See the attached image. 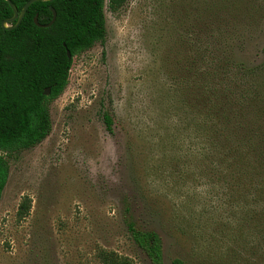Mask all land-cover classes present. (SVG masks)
Here are the masks:
<instances>
[{
    "label": "rangeland",
    "instance_id": "374dc122",
    "mask_svg": "<svg viewBox=\"0 0 264 264\" xmlns=\"http://www.w3.org/2000/svg\"><path fill=\"white\" fill-rule=\"evenodd\" d=\"M103 17V40L71 58L47 104L46 137L3 155L0 264H99V248L149 264L130 224L159 236L163 264H264L258 209L242 207L221 153L192 145L264 134V82L226 87L211 56L264 63V0H127L115 12L105 0Z\"/></svg>",
    "mask_w": 264,
    "mask_h": 264
},
{
    "label": "trees",
    "instance_id": "16d2710c",
    "mask_svg": "<svg viewBox=\"0 0 264 264\" xmlns=\"http://www.w3.org/2000/svg\"><path fill=\"white\" fill-rule=\"evenodd\" d=\"M26 1L9 0L17 11ZM104 1H36L28 6L15 28L3 30L0 27V195L7 177V164L3 155L29 149L46 137L50 129L47 104L64 89L71 58L103 40ZM126 1L106 0V7L110 12H115ZM48 6L54 10V21L46 28L36 27L32 22L34 16L38 24H46L50 20ZM11 14L6 1L0 0V23L10 18ZM65 51H68L70 58L66 57ZM211 56L222 64L219 68L220 82L226 87L229 82L236 83L235 79L239 76L251 81L249 86L253 92L259 87L260 80L264 82V63L257 67L242 68L236 64L230 66L228 58L224 56ZM232 67L233 72L230 70ZM45 88L49 89L47 96L43 95ZM241 98L246 99L247 95ZM226 106L222 104L220 107L222 115H225ZM210 108H214V105ZM102 122L105 129L110 131L111 118L107 114L102 115ZM213 128L211 126V132ZM189 135L193 138L197 136ZM236 135L238 137L235 138L233 134H219V139L214 140L208 134L201 145H192L199 153H221L220 161L231 167L227 169L237 185V193L242 199H249V204L242 203V207L258 209L256 219H251L252 210L249 218L263 223L264 148L259 147L264 146V134H259L257 138H254V134ZM256 146L258 151L255 150ZM246 185L251 188L247 189ZM232 194L235 195V192ZM28 207L29 200L21 198L15 218L23 219ZM127 230L130 240L145 255L149 264H163L161 242L155 232L138 230L131 224L127 225ZM257 234V243H264V231ZM95 258L99 264H132L129 258L101 248L96 250ZM169 264L184 263L173 259Z\"/></svg>",
    "mask_w": 264,
    "mask_h": 264
},
{
    "label": "water",
    "instance_id": "95a60500",
    "mask_svg": "<svg viewBox=\"0 0 264 264\" xmlns=\"http://www.w3.org/2000/svg\"><path fill=\"white\" fill-rule=\"evenodd\" d=\"M7 5L9 6V8L11 9V17L8 18V19H5V20H2L1 23H0V27L1 29L5 30V29H12V28H15L18 23L20 22V20L22 19L26 9L28 8V6L30 4H32L33 2H36V1H46V2H51L52 0H27L20 8L19 11H17L15 9V7L9 2V0H5ZM48 10L51 14V18L50 20L46 23V24H38L37 21H36V16L33 17V24L38 27V28H46L48 26H50L52 24V22L54 21V18H55V13H54V10L48 6ZM11 21H14V23L9 26L8 24L11 22ZM65 54H66V57L67 58H70V55L68 53V51H65ZM49 93V89L48 88H45L43 90V95L44 96H47Z\"/></svg>",
    "mask_w": 264,
    "mask_h": 264
},
{
    "label": "flooded vegetation",
    "instance_id": "af4514ba",
    "mask_svg": "<svg viewBox=\"0 0 264 264\" xmlns=\"http://www.w3.org/2000/svg\"><path fill=\"white\" fill-rule=\"evenodd\" d=\"M12 22V21H11Z\"/></svg>",
    "mask_w": 264,
    "mask_h": 264
}]
</instances>
